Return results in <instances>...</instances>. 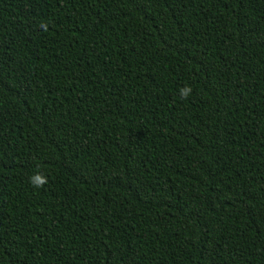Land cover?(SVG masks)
<instances>
[{
  "label": "trees",
  "instance_id": "1",
  "mask_svg": "<svg viewBox=\"0 0 264 264\" xmlns=\"http://www.w3.org/2000/svg\"><path fill=\"white\" fill-rule=\"evenodd\" d=\"M0 264H264V0H0Z\"/></svg>",
  "mask_w": 264,
  "mask_h": 264
},
{
  "label": "clouds",
  "instance_id": "2",
  "mask_svg": "<svg viewBox=\"0 0 264 264\" xmlns=\"http://www.w3.org/2000/svg\"><path fill=\"white\" fill-rule=\"evenodd\" d=\"M190 93H191L190 87H186V88L181 90V95L184 98H187ZM31 182L33 183L34 187H43V185L45 183H47V178L42 177L40 175H36V176L31 178Z\"/></svg>",
  "mask_w": 264,
  "mask_h": 264
}]
</instances>
